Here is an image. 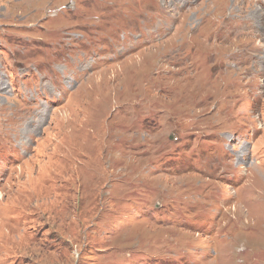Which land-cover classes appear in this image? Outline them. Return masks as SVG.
Returning a JSON list of instances; mask_svg holds the SVG:
<instances>
[{
  "label": "rangeland",
  "instance_id": "rangeland-1",
  "mask_svg": "<svg viewBox=\"0 0 264 264\" xmlns=\"http://www.w3.org/2000/svg\"><path fill=\"white\" fill-rule=\"evenodd\" d=\"M0 264H264V0H0Z\"/></svg>",
  "mask_w": 264,
  "mask_h": 264
},
{
  "label": "bare ground",
  "instance_id": "bare-ground-1",
  "mask_svg": "<svg viewBox=\"0 0 264 264\" xmlns=\"http://www.w3.org/2000/svg\"><path fill=\"white\" fill-rule=\"evenodd\" d=\"M238 82V81H237ZM46 115V114H45Z\"/></svg>",
  "mask_w": 264,
  "mask_h": 264
}]
</instances>
